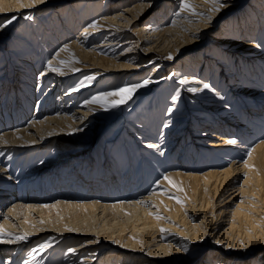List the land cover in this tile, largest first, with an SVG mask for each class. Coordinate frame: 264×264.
Wrapping results in <instances>:
<instances>
[{
  "label": "bare ground",
  "instance_id": "bare-ground-1",
  "mask_svg": "<svg viewBox=\"0 0 264 264\" xmlns=\"http://www.w3.org/2000/svg\"><path fill=\"white\" fill-rule=\"evenodd\" d=\"M66 1L0 0V25L16 17L0 31V226L6 238L27 234L0 244V264H45L62 250L49 264H264V0H222L219 12L189 0L212 21L184 12L176 27L180 0ZM73 53L79 63H58ZM50 58L65 75L48 71ZM183 77L201 83L180 86ZM145 78L154 82L127 105L84 104ZM203 83L213 90H186ZM91 164L117 182L111 190L87 184ZM109 207L135 217L113 223L107 253L92 223ZM44 233L52 246L33 259Z\"/></svg>",
  "mask_w": 264,
  "mask_h": 264
},
{
  "label": "snow or ice",
  "instance_id": "snow-or-ice-1",
  "mask_svg": "<svg viewBox=\"0 0 264 264\" xmlns=\"http://www.w3.org/2000/svg\"><path fill=\"white\" fill-rule=\"evenodd\" d=\"M46 0H31V3H32V6H35L37 3H45ZM147 2L149 3V5L151 4V0H147ZM205 2L207 3H211L213 5V8H212V11L213 12H219L221 9L223 8H227L229 7L228 4L226 3H223L222 0H205ZM184 12H189L191 13V15L193 16H200L202 17L203 19L207 20L209 23H211L212 21V16L211 15H206L204 13H199L195 10V7L189 2V0H180V4L178 6V11L175 12V17L176 19H172L170 21V26L171 27H176L177 26V20L181 18V15L182 13ZM33 17L31 15H26L24 16V19H28V20H31ZM16 19V17H11L7 20H5L3 22L2 25H0V31L3 30V28H7L8 25L12 24L13 21ZM192 21L189 20V23H191ZM89 28H92V29H97L99 27V21H95L91 24H89L88 26ZM162 30V29H161ZM185 31H187V29H184ZM118 31V29H117ZM85 36H87V33L85 32ZM195 39H198V35L196 37H194ZM261 45H257V47H260ZM64 51H69V48L67 46L59 49V51H57L55 53V56L57 58H59L60 56V53L61 52H64ZM129 51H131V49H129ZM72 61L69 62V61H60L58 60V63L63 65V64H69V63H79L80 61H78L76 58H75V54L73 53L72 54ZM174 57L169 54L166 59L168 60H172ZM155 61H149V63H154ZM46 67L48 69L49 72H52V73H56L58 75H65V71L62 67H56L54 66L53 64V60L50 58L47 60V63H46ZM72 71H79V69H71ZM175 75V74H173ZM96 77L94 75H89V76H86L84 79L87 80V81H92L94 80ZM154 81H152L150 78H145L144 80L140 81V82H136V83H131V84H128V85H125V86H122V87H118L116 88L115 90H112V91H102L100 93H97V94H94L92 95L89 99L85 100L84 101V104L86 107H91V106H96L98 107L99 109H101L102 111L104 112H109L113 109H116V108H119L121 107V105H127L128 102L133 98V95L134 93L137 92V90L141 89V88H145L147 87L150 83H153ZM176 83L180 86H188V85H192V84H200L201 82L199 80H194V79H189L187 77H183V78H180L178 81H176ZM80 86L83 87L85 86L84 85V81H81L80 83ZM209 90V91H212L213 89L211 88L210 84L209 83H203L202 84V87H186V90L190 93H197V92H201L203 90ZM79 89L74 87L73 88V91H78ZM219 95V94H218ZM180 98V91L177 90L175 93H174V99L175 100H179ZM221 100L224 99L223 96H220L219 97ZM95 110V108H93V111ZM169 111V114H171V109L168 110ZM164 127H168V124L166 123L164 125ZM75 131H83V128L81 129H76V130H73L72 132H69L68 134L69 135H72L74 134ZM54 134V133H52ZM227 143L229 144H236L237 141L235 139H229L227 141ZM147 147L149 148H157L158 145L156 144H148ZM255 151V149H250L247 153L248 157L251 158V155H252V152ZM160 154L163 155V151H160ZM245 164H247V161L245 160L244 161ZM164 180H167L170 184H173L174 187H176L175 183L173 181H171L169 179L168 176H164L163 178ZM180 191H183V189H178ZM178 203H182V201H179L177 200ZM47 207V205H45ZM162 231H166V230H162ZM6 237H11V233H7L2 226H0V244H7V243H15V242H19L21 240H26L27 239V234L23 235V236H16L14 239L12 238H6ZM52 239H55L54 237ZM92 243H99V241H92ZM113 243H115V241H113ZM216 243H219V241H217ZM189 244L190 242L188 243H185L183 246H182V250L185 252V253H188L189 252ZM52 246V242L51 240L49 241H46L44 242L43 244H41L39 246V248H34L32 250V258L33 259H36V254L37 253H43L46 249L50 248ZM70 252H75L76 249L75 248H72V249H69ZM93 256H95L96 254L95 253H92ZM27 264V262H26ZM81 264H83V262H81Z\"/></svg>",
  "mask_w": 264,
  "mask_h": 264
},
{
  "label": "rangeland",
  "instance_id": "rangeland-1",
  "mask_svg": "<svg viewBox=\"0 0 264 264\" xmlns=\"http://www.w3.org/2000/svg\"><path fill=\"white\" fill-rule=\"evenodd\" d=\"M75 1V0H73ZM144 1V0H141V2ZM71 1H66V3H64L63 5H71L70 4ZM133 2L132 0H129L127 3H131ZM75 2H73L74 4ZM115 5V3H114ZM112 6V5H110ZM109 7V6H107ZM48 6H46V11H48ZM151 12H154L153 10ZM55 52V51H54ZM113 133L111 132L110 135H112ZM117 143V147H118V141L116 142ZM71 164V163H70ZM112 169H111V172H113L112 174H115V173H119L120 174V170L118 169V166L117 167H114V165H112ZM102 168V166H101ZM104 170L106 169V166L103 167ZM56 170L58 171H62V168H60L59 166L56 168ZM54 170V171H56ZM95 170V167H94V164L90 166V168H84L82 169V172H85L86 175H88V179H87V184L88 183H95L97 186H107L109 187V190H111L110 188L112 187L113 184L117 183V182H110V180L106 177H104V175L100 172H98L97 174L94 173ZM69 171H67L66 173H68ZM103 172V171H102ZM70 173V172H69ZM120 176V175H119ZM68 178V181L71 182H78V183H83L82 181H78L80 178L82 179H85L84 177L82 176H79V177H74V176H67ZM65 184V183H64ZM50 199V198H49ZM218 200V199H217ZM65 209H59V212L60 213H65ZM55 212V214H54ZM67 212V211H66ZM50 221H55L56 219H62V220H66L68 219L67 217H63V218H66V219H63V218H57V213L56 211H52L50 212ZM134 213L132 211H130L129 209H124V208H120L119 210L115 209L114 208H108L107 210H98L96 211L95 210V219L92 223V226L95 228V230L101 232V235L102 237H104L105 239H107L108 241H104V246L106 248H108V252L107 253H110L111 251H114L116 250L117 248L114 246V245H117L116 243H113V240L115 239V236L117 235V233L119 232L120 229H118L117 231H114V227H112L113 223L118 221V220H121L123 222H128V226L131 225L132 222H134ZM137 215V214H136ZM56 218V219H55ZM55 219V220H53ZM69 221V219L67 220ZM47 235V236H45ZM50 238V233H44L43 235H40L38 237H34L33 238V243H31V247L34 246L36 243L37 244H43L44 242L48 241L49 238ZM42 237V238H41ZM46 237V239H45ZM86 239L88 240H91V239H94V236L92 235H89V236H86ZM147 241V240H145ZM63 251L62 250L60 252V255H52L48 258V261L49 262H45V264H49L51 261L50 259L51 258H60L63 256ZM47 258L46 257V254L44 256H42V258ZM44 258V259H45ZM47 261V259H46Z\"/></svg>",
  "mask_w": 264,
  "mask_h": 264
}]
</instances>
